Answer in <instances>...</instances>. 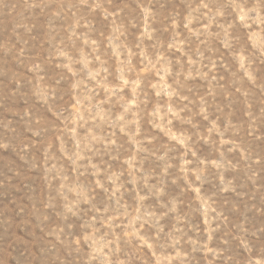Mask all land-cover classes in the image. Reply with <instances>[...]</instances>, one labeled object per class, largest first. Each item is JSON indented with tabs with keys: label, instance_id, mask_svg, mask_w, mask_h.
<instances>
[{
	"label": "rangeland",
	"instance_id": "1",
	"mask_svg": "<svg viewBox=\"0 0 264 264\" xmlns=\"http://www.w3.org/2000/svg\"><path fill=\"white\" fill-rule=\"evenodd\" d=\"M0 264H264V0H0Z\"/></svg>",
	"mask_w": 264,
	"mask_h": 264
}]
</instances>
